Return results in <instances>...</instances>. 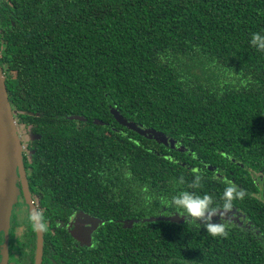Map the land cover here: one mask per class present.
<instances>
[{
    "label": "trees",
    "instance_id": "16d2710c",
    "mask_svg": "<svg viewBox=\"0 0 264 264\" xmlns=\"http://www.w3.org/2000/svg\"><path fill=\"white\" fill-rule=\"evenodd\" d=\"M257 31L264 0H0L9 99L42 140L29 169L53 170L55 202L85 200L104 219L70 264H264ZM111 109L173 147L119 125ZM197 174L196 191L216 205L225 179L242 188L231 208L255 232L229 223L213 237L172 214L165 201ZM37 191L47 199L44 183Z\"/></svg>",
    "mask_w": 264,
    "mask_h": 264
},
{
    "label": "flooded vegetation",
    "instance_id": "af4514ba",
    "mask_svg": "<svg viewBox=\"0 0 264 264\" xmlns=\"http://www.w3.org/2000/svg\"><path fill=\"white\" fill-rule=\"evenodd\" d=\"M2 73L6 85L7 72L2 69ZM7 96L21 145L24 176H20L17 171L15 181L18 191L17 199L11 208L8 227L2 224L4 228L0 229V264H35L38 231L33 230L27 220L29 210L33 206L41 210L46 222V230L41 231V264H70L69 261L72 258L82 255L86 248L94 246L96 232L102 226L104 219L95 215L96 213L85 210L82 207V203L87 202L85 200L67 199L55 202L52 199L53 170L29 169L32 157L35 155L37 148H40V141H42L40 140L41 136L35 131V120L30 122L22 115L19 116L9 99L8 91ZM236 169L245 170L244 168ZM263 182L264 180H261L256 183L259 190L256 194L260 198H262L261 186ZM40 183L45 184L47 190L46 200L37 191V185ZM99 210L100 208H96L94 212ZM238 214L242 213L235 208H231L224 212L223 216L218 214V217L216 216L213 220L219 218L226 224L231 223L246 227L247 230L253 232L254 229L249 220L245 218L231 219ZM128 222V220L123 221L126 226Z\"/></svg>",
    "mask_w": 264,
    "mask_h": 264
},
{
    "label": "water",
    "instance_id": "95a60500",
    "mask_svg": "<svg viewBox=\"0 0 264 264\" xmlns=\"http://www.w3.org/2000/svg\"><path fill=\"white\" fill-rule=\"evenodd\" d=\"M111 112L119 125L126 127L139 135L148 138L153 137L158 142H162L165 145L173 147L174 142L165 135L154 130L142 129L133 122L125 119L116 110L111 109ZM68 119L77 121L84 120V118L79 115L69 116ZM17 171L20 176H24L21 145L17 136L13 113L8 101L5 77L3 76L2 69L0 67V229L4 228L2 224L5 227H8L11 208L17 199L18 191L15 182ZM261 191L262 201L264 202V182L262 183ZM240 218L244 219V216L242 214H238L237 216L234 215L231 219L239 220ZM164 219L179 221L180 218L172 217ZM41 252L42 233L41 231H38V246L35 264H41Z\"/></svg>",
    "mask_w": 264,
    "mask_h": 264
},
{
    "label": "clouds",
    "instance_id": "9594fccd",
    "mask_svg": "<svg viewBox=\"0 0 264 264\" xmlns=\"http://www.w3.org/2000/svg\"><path fill=\"white\" fill-rule=\"evenodd\" d=\"M249 44L264 51V31L251 33ZM200 179V175L197 174L187 188L177 191L165 203L174 208L177 214L183 213L181 216L185 224H191L197 228L203 227L206 233L213 237L223 236L228 226L219 218L213 220V216L218 217V214L223 216L224 212L231 209L234 197L242 196L244 190L234 182L225 179L221 196L222 204L216 205L209 194L196 191ZM179 182L182 183V179ZM27 220L33 230H46V222L39 208L33 206L29 210Z\"/></svg>",
    "mask_w": 264,
    "mask_h": 264
}]
</instances>
